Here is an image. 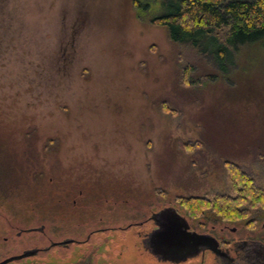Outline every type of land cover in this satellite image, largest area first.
Masks as SVG:
<instances>
[{"label":"rangeland","instance_id":"obj_1","mask_svg":"<svg viewBox=\"0 0 264 264\" xmlns=\"http://www.w3.org/2000/svg\"><path fill=\"white\" fill-rule=\"evenodd\" d=\"M170 1L0 0V260L36 246V264L135 263L119 228L169 206L198 233L264 242L262 204L236 221L184 205L240 195L226 161L264 194V51L240 47L222 76L155 23Z\"/></svg>","mask_w":264,"mask_h":264},{"label":"trees","instance_id":"obj_2","mask_svg":"<svg viewBox=\"0 0 264 264\" xmlns=\"http://www.w3.org/2000/svg\"><path fill=\"white\" fill-rule=\"evenodd\" d=\"M165 14L154 19L167 28L170 41L190 45L200 56L209 58L213 67L228 76L226 60H232L240 47L258 44L264 51V0H173ZM233 65V64H232ZM235 183L244 185L237 198L218 197L214 202L201 198L185 199L192 216L203 208H211L229 221L244 219V201L264 205V194L258 191L237 166L226 161Z\"/></svg>","mask_w":264,"mask_h":264},{"label":"flooded vegetation","instance_id":"obj_3","mask_svg":"<svg viewBox=\"0 0 264 264\" xmlns=\"http://www.w3.org/2000/svg\"><path fill=\"white\" fill-rule=\"evenodd\" d=\"M70 187L72 188V186L67 187V191L65 193V202L63 205L64 216L66 218H72V211L76 209L77 217H79L80 214H84V202L83 200L79 202H77V200H74L72 202V205L70 204V192H68ZM76 190L77 199H83L85 195L84 190L81 188H76ZM72 192H74L73 189ZM170 208V206L156 208V210H152L150 212V216H148L146 219L137 222H130L127 227L123 228V230L121 227L119 228L120 231L112 228L107 230L110 232H124L125 236H129V238H132V236L135 235L140 239L142 246L141 248L137 249L141 251L140 253H142V255H140L141 261L137 259L136 262L138 263L131 262L130 264H191L195 260L200 261V264H264V250L261 251L252 248L254 243L264 245L263 241L258 239H241L227 242L222 241L220 237L218 238L212 233H198L192 230L191 227V232L206 236L210 239H214L211 241V243L209 242L207 245H205V248L207 249H203L197 254L191 253V251H193L191 248H189V250L178 253H175L174 251L163 250L162 248L165 247L164 244H161V239H163V227L169 223L172 226L173 223L174 226L172 227L176 230L172 214L174 212H171L173 209L169 210ZM69 209H72V211H70ZM149 226H153V229H151L150 231ZM35 231L36 228L19 230L17 232V237H22L24 234H31ZM236 231L237 229H233L234 233ZM99 233L105 234L106 232H93L88 235L87 240H79L70 237L64 240L65 242L63 243V245L67 246L74 244L77 246H81L83 244H86L92 238V236ZM5 241H8V238H4V242ZM47 248L48 247L44 249H38L36 246L23 248L16 254L9 255L0 260V264L7 260H12L8 264H36L37 255L41 252H47ZM101 259L102 258L94 254L92 256L83 258L77 264H111L102 262Z\"/></svg>","mask_w":264,"mask_h":264},{"label":"water","instance_id":"obj_4","mask_svg":"<svg viewBox=\"0 0 264 264\" xmlns=\"http://www.w3.org/2000/svg\"><path fill=\"white\" fill-rule=\"evenodd\" d=\"M169 210H172L171 212H174L172 214L176 230L172 227L174 226L173 223L172 226L169 223L163 227V239H161V244H164L165 247L162 249L178 253L189 250V248H191L193 250L191 251V253L193 254H197L203 249H207L205 248V245H207L209 242L211 243V241L214 239H210L206 236L198 235L197 233L191 232L188 221L183 216L178 214L175 211V208L171 207ZM252 248L262 251L264 250V245L254 243ZM11 261L12 260H7L2 262L1 264H8Z\"/></svg>","mask_w":264,"mask_h":264}]
</instances>
